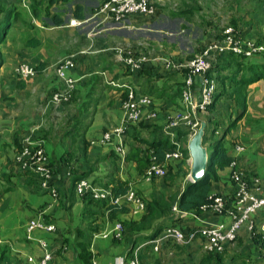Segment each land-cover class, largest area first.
Segmentation results:
<instances>
[{
  "label": "crops",
  "instance_id": "crops-1",
  "mask_svg": "<svg viewBox=\"0 0 264 264\" xmlns=\"http://www.w3.org/2000/svg\"><path fill=\"white\" fill-rule=\"evenodd\" d=\"M151 1L155 3L158 2L160 7L158 14L155 16L132 15L121 23H101V20L97 23H90L92 20H95L93 15L91 16L90 14H87L85 20H78L73 16L72 6L70 4L66 7L60 6V9H53L63 12L65 23L60 27L54 26L50 21L44 23L47 20L42 17L38 20H33L34 24L39 29L38 33L41 32L42 35H45V32H56L62 37L66 36V32L72 33L75 38L79 40V42H77V48L72 49L74 53L81 52L80 46H88V48H92L93 51L88 50L87 54L79 53L80 56L77 54L79 57L77 69L70 73L71 76L77 79V87L72 94L70 102L76 105L78 114L71 118L69 117L64 123V127L61 128L60 131H57L58 143L53 142L54 145L52 144V133L45 128L41 129V124L37 126L32 125L44 119L38 108L40 103H44V100L40 98V96L51 89L53 91H62L65 89V84L57 74L58 64L64 60L63 58H75L76 55L65 56V53L64 56L52 64V66L43 54H39L37 57L40 62L35 58L23 62L34 67L44 64L43 72L41 74L37 73V76L34 78L24 80V89H20L22 92H28L30 98L32 96L31 92L36 96V102L30 101V103L27 104L28 109L34 105L37 106L34 107L35 109H32L28 115L22 112L20 116H16L14 119L8 117L9 111L13 110L11 115L14 111L21 112L22 108L24 111L25 102L19 98L11 99L13 107L12 105L10 106L11 103H7V101L6 103L0 102V264H41L46 253L45 249L40 245L42 240L46 241L47 250L51 254V260L48 264H83V261L79 257L80 248L76 242L77 237L75 229L78 227L77 224L82 221V214H85L87 210L92 208H86V203L82 198L76 196H74L75 202L73 205L72 202L69 201L71 178L76 173L81 174L90 171L92 169V163L97 159H103L105 155L114 148L113 145L116 143L115 140H112L111 143H103L102 138L106 131L115 129L122 121L124 116L123 103L125 101V95L123 93L125 91L117 87L109 86V82H137L139 84H146L147 81L151 80L152 82L153 79L162 76L161 79H156L153 84L156 85V89L166 90L165 95L163 97L151 96L153 104L151 107L149 106L143 109V118L141 121H145L151 127H144L141 133L142 136L149 140L153 139L159 131L161 133L162 128L164 129V126L170 118L181 112L180 107L183 104L181 98L170 101L168 97L177 91L180 84L184 83L185 77L178 70H174V72L168 74V69L165 68V63L160 60V58L172 59L174 61L180 59L183 60L180 62H184L197 56L184 49L180 41L181 37L177 38L176 36L177 33H180L176 32L173 28L178 26L180 19L194 25L195 15L197 13H203L209 6H203V10L199 6L200 0ZM172 1L174 2L173 4ZM209 1L211 0H208V2ZM217 1L218 0H216V3ZM240 1L244 2V0H239V4ZM248 1H250V12L246 14V17H249L247 21L249 25H245L247 23L244 20L245 16L242 18V20L245 21L241 22V25H245H243L242 28H238V21L236 19H232L231 24L234 25V28L238 32L242 31L243 33L251 34L254 30L253 33L257 35L262 32L256 29L259 22L256 16L264 6V0H245V3L247 4ZM81 2H83V7L85 9L97 7L98 5L96 0H81ZM167 2H170L169 5ZM55 7L58 8L59 6ZM220 9L221 8H219V10ZM170 15H172V17ZM260 17L261 20H264V11ZM73 19L81 21L82 23L77 26H72L71 21ZM202 19L206 20H204L203 24L204 26L207 25L209 29L206 32L207 40L204 39V41L202 39V42H200V39L197 40L198 46L200 47V51H197H199L200 54L202 53L203 47L207 48L208 46L218 44L223 37L222 35L220 38L222 28L215 23V21H208L206 18ZM88 25H91L92 28L89 31L90 33H85L80 27L82 26L85 28ZM261 35L264 34L262 33ZM33 37L41 42L42 47L43 40L39 38L37 34H34ZM50 43L53 42L50 41ZM120 44L127 45L131 47L135 53L146 55L149 59L154 58V60H149L135 71L130 70L131 73L133 72V76H130L127 69L122 66L123 64H119L116 55L112 51L115 46ZM39 48L33 50H39ZM155 58H159V60ZM219 59L220 54L216 52L212 53L213 61H218ZM260 59L261 57L253 58L251 62L257 63ZM53 67L55 70H53ZM142 70L146 73L141 72V75L138 76L137 74ZM134 74H136L139 79ZM95 75L100 76L101 80H99L96 85H92L93 82H96V80L93 79ZM136 86L137 91L144 96H149L150 93L146 95L138 84ZM94 96L96 101L94 103L89 102ZM4 100L6 99L2 101ZM221 106L220 103L218 107ZM246 107V112L241 121H239L229 133L226 145L231 148V154L235 156L239 168L251 178L260 179L261 191H259V195L264 196V172H259L260 169L264 170V80H260L249 86ZM90 110L93 111L91 114H89ZM152 112L156 113V117L151 119L146 118L147 114ZM214 116L217 118L218 113H204L201 114V119L202 117L214 118ZM86 117L90 119V122H88V124H81L80 121ZM76 127L78 128L75 129ZM223 131L224 129L222 128V131H218L217 134L221 136ZM32 134L38 137H41V134L44 135V138H41L44 145H46V151L49 153L51 159L53 158L54 160L58 156L55 162L59 161V159L61 160L68 150H73L77 156L76 163L72 166L71 164L65 163L64 160L56 162L59 171L55 186L59 192V199H54L49 194L35 192L34 188L28 186L25 176L20 175L22 172L16 162V157L22 150L24 138ZM44 139H46V141ZM247 140L254 143V145H252L254 148L248 144ZM179 142L184 144L181 141ZM256 144H259V146L255 147ZM52 146L57 147H54L53 150L51 148ZM239 147L243 148V150L238 151L237 148ZM249 148L253 149L249 150ZM170 164L175 168L174 164L177 163H167V170ZM100 165L101 168L99 171L97 170L91 173V181L93 179H102L104 172L110 168V161H102ZM136 166V163L127 165L126 159H124L119 166V176L123 181L129 179V185L136 186L143 197L150 200L155 196L151 185L152 180H146L145 175L139 176L134 170ZM176 170L189 171L185 166H182L181 169L176 167L173 172H176ZM229 172L228 169L223 174L227 175ZM189 174L186 177L178 179L176 182V190L181 191V189H184L186 183L190 181V179H188ZM236 188V184L231 181H221L214 186L212 196L218 194L227 196L236 192ZM227 210L229 212L235 211V204L232 208L227 207ZM195 214L194 212H186L184 216L179 217L173 212L172 218H180L181 221L179 222V226L184 228H199L209 224L230 222L228 214L220 216L213 212H203L200 215L196 214L198 218H196ZM39 218L51 224L56 222V225L59 224L60 229L54 224L56 230L52 233L35 231L29 234L27 229L29 223ZM129 218H132L131 214L121 215L114 223L107 219L104 224H102L101 230L92 234L90 239V251L93 254L92 264L94 262L98 264H109L118 256L125 255V252L130 248V236L124 233V227L122 234L118 236V232L115 228L117 224H122L121 221L123 219ZM254 221L261 230V225L264 224V212L260 211L256 213ZM179 226L169 227L168 229L179 228ZM165 231L161 236L164 235ZM103 234H107L108 236L103 237ZM251 235L252 233L244 226L240 232V237L245 239V242L249 244L247 240H249ZM166 242L177 244L171 240ZM167 245L168 244H163L159 251H155L153 245H147L145 250L142 251L141 256H143V258H141V264L184 263V261L177 259H175L176 261H171L170 256L174 250H170L171 247ZM191 247H193L191 249L192 252L200 250L206 253L204 250H201V242L199 241L192 244ZM226 247L229 255H232L234 252L239 253L240 248L237 243L227 244ZM241 248L245 250L243 247ZM243 250H241V252ZM152 258L155 260L153 263L150 262ZM190 261L191 260H189V262Z\"/></svg>",
  "mask_w": 264,
  "mask_h": 264
},
{
  "label": "trees",
  "instance_id": "trees-1",
  "mask_svg": "<svg viewBox=\"0 0 264 264\" xmlns=\"http://www.w3.org/2000/svg\"><path fill=\"white\" fill-rule=\"evenodd\" d=\"M96 1L98 2L97 7H89L87 9L83 7V2H81V0H29L28 2L30 5L29 11L31 15L36 17L37 20L42 17L47 20L44 23H48V21H50L54 26L60 27L65 23L63 19V12L61 10L53 9H60L61 7H66L70 4L72 6L73 16L78 20H85L87 14H90L92 16L96 12L98 6L108 0ZM55 6L59 7L56 8ZM156 6L157 11L154 15L151 16H155L157 14L160 7L158 4ZM20 11L21 10L16 9V7L10 8L8 10L0 8V21L2 18L5 19L4 25L0 26V47L7 41L8 35H10L11 32V25L15 21H19L20 19H22V14H20ZM24 21L26 22L27 20ZM29 23L32 22L29 21ZM25 45L28 48L37 49L41 46V42L35 37H30L26 41ZM205 49L206 48H203L202 52ZM260 57V62H251L253 58ZM78 59L79 57L74 58L76 63V68L74 69V71L77 69ZM219 60H221L220 63L217 62L213 65L211 75L214 76V78L218 82H220V86L217 87L214 102L209 107V111L212 112V110L215 108L217 110L219 108V102L221 103L224 97H229L230 100H234L240 107L235 116H233L230 120H227V123H219L218 121H216L217 119L215 116L214 118L208 117L201 119V115L199 114L200 119L207 122V129L209 126L211 127L209 130L211 137H214L217 132L220 131V129H224L220 138L214 144L213 151L209 157L207 172L202 180L197 183H192L191 181H189L186 183L183 190H176V182L178 181V179L181 177H186L189 174V171L184 170H176V172H173L176 167L181 169L182 166L187 165L186 159L189 157V150L188 147L183 149V152L185 154V159L183 161L176 162L177 164H174L175 168H173V165L171 166L170 164L166 176L153 177L151 179V185L153 187V192L155 195L154 198L152 197L150 200L145 199L138 188L136 186H133L134 190L146 204L145 212L138 217H134L131 213L129 204L126 201H124L122 205H112L108 199L95 200L90 195L80 197L77 195L75 190V186L78 181H81L83 179L90 180L91 173L100 170V164L102 161H110L109 170L104 172L102 179H93V184L105 189H110L114 197H121L127 193L131 185H129V179L123 181L119 176V166L122 164V161L124 159H122L120 154L115 150V145L118 143L116 138L113 139V141H116V143H114L113 145L114 148H112V150L108 152V154H106L103 159H97L94 163H92V169L90 171L81 174H77L75 172L76 174L71 178L69 201L72 202L73 205L75 202L74 196H76L78 198H82V200L86 203V208H92L90 210H87L85 214H82V221L81 223L79 222V224H77L78 227L75 229L77 237L76 242L80 248L79 257L83 261V264H92L93 254L90 251V239L93 233L99 232L101 230L102 224H104L107 219L114 223L119 219L121 215L131 214L132 218L123 219L121 221L124 227V233L128 234L131 239L129 240L130 248L125 252V255L130 257L133 251L143 243L156 240L169 227L179 226V222L181 221L180 218H172V209L174 205H177L178 209L181 212H194L200 215L203 213L201 208L211 203L213 197V188L217 183L221 181H231L235 184L232 179L233 169L231 168V166L236 158L231 154V148L226 145L227 138L231 130L236 124H238L239 121H241L243 115L246 112L249 86L255 84L260 80H264V55L246 58L243 56L235 55L234 53H225L220 54ZM175 61L179 63L183 60L178 59ZM124 67L127 69V72H129L130 76H133V72L131 73L130 69L127 66ZM35 69L38 74H41L44 69V64L36 66ZM213 70H215L216 72H213ZM179 71L186 79V74L188 71L186 69H182ZM141 72L145 71L142 70L137 75L140 76ZM167 72L169 74L170 72H174V70H167ZM137 75L136 77L139 79ZM161 78L162 76L157 77L156 79L158 80ZM17 79L19 81L18 88L24 89V80H21L18 76ZM93 79L96 80V82H93L92 85H96L99 80H101L100 76L98 75H95ZM156 79H153L152 82L151 80H149L146 84H139L137 82H121L120 84H129L128 86H131L136 90L137 96H144L142 93L137 91L136 85L138 84V86L143 89L146 95L150 93V97L153 95L156 97H163L166 93V90L158 88L156 89V85L153 84ZM109 86L115 87L110 82ZM184 87L185 81L183 84H180L178 86L177 91L173 95H170L168 97L169 100L175 101L176 99L180 98L182 100ZM119 89L125 91L123 94L125 95L126 99V88ZM184 109L185 108L182 104L180 110L183 111ZM144 127L151 126L145 121H139L138 123L129 125L124 132V144L127 149L125 158L126 163L127 165H129L130 163H136L137 166L134 170L139 176H144L146 174V171L154 163H158L160 165L164 164L166 153L175 149V146L171 143L170 139L164 134L163 128L161 130V133L159 131V133H157L156 136L153 137V139L149 140L146 137L142 136L141 130ZM175 132L177 134V140L187 145L189 129L182 127L176 129ZM31 136L34 140H38L43 143V140L40 136H34V134H32ZM42 146L46 151V145H44L43 143ZM46 154L49 156L50 167H52L54 170V180L52 181L51 185L55 186V183L58 179L57 174L59 171L56 162H61V160H64L65 163L71 164L72 166L74 165V163H76L77 156L75 155L73 150H68L63 155L61 160L59 159V161L55 162L58 156L53 160V158L51 159L47 151ZM228 169L230 172L227 175H224L223 173ZM20 170L22 172L20 173V175L25 176L28 186L34 188L35 192L49 194L47 191H44L42 189L38 175L34 174L31 171H24L21 168ZM248 178L251 177L248 176ZM217 196H221L225 199L227 204L226 206L228 208H232V206L235 204V192L227 196L219 194ZM47 223L49 222L47 221ZM54 224L56 225V222H54ZM56 227L59 228V224H57ZM179 228L186 233H188V231L191 229L184 228L182 226H179ZM248 241L249 244H247L245 242V239H242L239 234L238 239L235 243H237L240 250L239 253L234 252L232 253V255H229L227 253V247L222 253H203L200 250L197 252H192V245L182 246L178 244H171L170 242H166L164 243V245L168 244L167 246L173 247L172 250H175L176 254L184 252L188 253L189 255H193L194 253L199 254V259H193V264H264V232H262L257 227L256 230H254V233H252L249 240H247V242ZM241 247H243L245 250H243ZM200 248L201 250H203L202 246ZM144 250L145 248L143 249V251ZM241 250L243 251L241 252ZM141 258H143V256H141ZM181 264L191 263L184 262Z\"/></svg>",
  "mask_w": 264,
  "mask_h": 264
},
{
  "label": "built area",
  "instance_id": "built-area-1",
  "mask_svg": "<svg viewBox=\"0 0 264 264\" xmlns=\"http://www.w3.org/2000/svg\"><path fill=\"white\" fill-rule=\"evenodd\" d=\"M157 3L151 0H108L98 6L93 18L104 22L121 23L132 15H154L157 11ZM81 21L73 19L72 26L81 24ZM225 54L234 53L238 56L252 58L258 55H264V43H256L250 40H242L238 37L237 32L233 28H227L222 40L218 44L208 46L200 55L195 58L178 63L172 59H160L164 61L165 68L168 70L186 69L188 72L185 79V87L182 93V103L184 110L168 120L164 126V133L169 137L175 146L173 151L167 152L164 164L154 163L146 171L145 179L151 180L153 177H164L167 175L166 164L169 162H181L185 159V154L181 148V143L176 138L175 130L178 128L189 129V140L195 135L200 127L201 119L199 114L207 111L213 104L217 83L212 71V53ZM121 63L127 66L131 71L141 68L149 60L146 58L136 59L133 56L124 57L119 52ZM159 60V59H158ZM76 68L73 57L66 58L60 62L57 68L59 78L65 84V90L53 95L51 102L55 106H60L72 99V94L76 89L77 80L72 78L70 73ZM16 75L21 80H28L37 76L34 66L22 63L16 70ZM118 88H126L127 97L123 103L124 116L119 126L103 135V143H111L114 138L118 143L115 150L120 154L122 159L126 157V147L124 144V132L129 125L138 123L143 118V109L152 105V99L148 96H137L136 90L128 85L118 82H110ZM156 117V113L147 114L146 118ZM42 142L34 140L30 135L25 138L21 152L16 157V162L24 171H31L39 176L41 187L47 191L54 199L59 197L56 186L51 185L54 180V170L50 167L49 156L46 154ZM238 151L243 148H237ZM188 165H192V158L186 159ZM231 168L232 179L236 184L235 192V208L233 212L227 210V204L223 197L214 195L210 204L201 208L203 212H213L216 215L228 214L229 223L209 224L199 228H191L188 233L180 228L167 229L163 236L156 240L145 242L137 247L131 256H118L109 264H141V255L143 249L151 244L155 251H159L160 247L168 240L174 241L179 245L187 246L196 242H201L202 249L207 253H222L227 244H234L244 226L254 233L257 225L254 221L256 213L264 212V196L259 195L261 191V181L259 178H248L238 165L237 160L232 163ZM78 196L83 197L90 195L95 200H109L112 205H122L124 201L129 204L131 213L134 217H138L145 212L146 204L143 199L134 190L133 186L129 188L127 193L121 197H114L110 189H105L93 184L89 179L78 181L75 186ZM173 212L179 217L184 216L186 212H181L177 205L173 207ZM196 218H198L196 215ZM29 234L39 232H54L56 227L54 224L47 223L42 218L31 221L28 225ZM118 236L123 232L122 224L116 225ZM261 231L264 232V224L261 225ZM103 234V237H107ZM42 248L45 249V256L41 264H48L51 260V254L47 250L46 241L40 242ZM93 264H98L94 262Z\"/></svg>",
  "mask_w": 264,
  "mask_h": 264
},
{
  "label": "rangeland",
  "instance_id": "rangeland-1",
  "mask_svg": "<svg viewBox=\"0 0 264 264\" xmlns=\"http://www.w3.org/2000/svg\"><path fill=\"white\" fill-rule=\"evenodd\" d=\"M28 1L29 0H0V8H2L4 10H8L10 8L16 7V9L21 10L20 14H22V19H20L19 21H15L11 25L10 35H8L7 41L0 47V62H1V66H0V102L6 103V101H7V103H11V99H15V98H19V99L23 100V102H25L24 111L22 108L21 112H18V111L15 112L14 111L12 115H11V112L13 110L8 112V117L12 118V119L16 118V116L17 117L20 116L22 114V112L25 115H28L32 109H35L34 107H37L36 105H34L33 107L28 109L27 104L30 103V101L36 102V96L33 92H31L32 96L30 98V96L28 95V92H26V91L22 92V90H20L18 88L19 81L17 79L16 70L19 67V65H21L23 62H25V60L30 61L32 58H35L38 62H40L37 59V57L39 54H41V55L43 54V56L47 58V60L49 61V63L52 66V64H54L56 61H58L60 58H62L65 53H66L65 56L66 55L67 56L76 55L75 58H77L78 55L80 56L79 53L87 54L88 50H92V48H88V46H80L79 45L81 52L74 53L72 51V49L77 48V46H78L77 42H79V40H77L75 38V36L70 32H66V36H62V37L60 36L59 33H56V32L55 33L45 32V35H42L41 32L38 33L39 29L36 27V25L32 21V20L36 19V17L31 15V13L29 11L30 5H29ZM170 2H167V4L169 5ZM173 3L174 2L172 1V4ZM206 5L209 7H208V9L204 10L202 7L206 6ZM199 6L204 10V12L203 13H197L195 15L196 17H195V21H194L195 24L194 25L180 19L178 26L173 28L176 32L180 33V34L177 33L176 36H177V38L181 37L180 41L182 42L184 49L187 52H190L191 54H195L197 56L200 55V52H199L200 47L198 46L197 40L200 39V42H202V39L207 40L206 32L209 29L207 25L204 26L203 23H204L205 19H202V18H206L208 21H212V22L215 21V23H217L222 28L220 38L222 37L224 31L227 28L235 29L234 25L231 24L232 19H236L238 21V28H242L244 24L241 25V22L242 21L247 22L248 18H249V17H246V14L248 12H250V1H248L247 4L245 3V0H244V2L240 1V4H239V0H218L217 3H216V0H211L209 2H208V0H203V1L200 0ZM219 8H221L220 9L221 11L219 10ZM261 11L263 13L264 6L261 8L260 13H258L256 16L257 21H259L258 25L256 26V29L259 32H262L264 34V20H261V17H260V15L262 14ZM157 14H158V12H157ZM170 16L172 17V15H170ZM229 16H231V17H229ZM244 16H245V18H244L245 21L242 20V18ZM248 16H250V15H248ZM4 20L5 19H3V18L1 19L0 26L4 25ZM24 20H27V21L25 22ZM29 21H31L32 23H29ZM98 21H99V19H95V20H92L90 23H92V22L97 23ZM245 25H249V23L247 22ZM80 28H82L85 33H90L89 31L91 30L92 26L88 25L85 28L81 26ZM236 32H237L238 37L242 40H250V41H253L256 43H264V35H261L262 33H258L256 35L253 33L254 30H253V32H251V34H246V33H243L242 31L238 32L237 30H236ZM34 34H37L38 37L43 40V42H42L43 45H42V47L40 46L41 48H39V50H33L31 48L26 47V45H25L26 41L30 37H33ZM244 34H246V35H244ZM55 39H56V41H55ZM50 41H52L53 43H50ZM197 50H199V51H197ZM112 51L116 55L118 62L121 65L123 63H121V61L119 59V52L120 51H121V53H123L124 57L131 55L136 59L146 58L148 60H154V58L149 59L146 55L135 53L133 51V49L127 45H121V44L117 45L112 49ZM63 59H66V58H63ZM155 59L157 60L159 58H155ZM160 59H163V58H160ZM217 62L220 63L221 60H218V61L212 60V66L214 64H216ZM122 66L124 67L125 65L123 64ZM53 70H55L54 67H53ZM213 72H216V71L213 70ZM72 78H74V77L72 76ZM74 79L77 80L76 78H74ZM216 83H217V87L220 86V82H218L216 80ZM76 87H77V85H76ZM64 90H62V91L54 90L53 91L51 89L50 91H47V92L43 93L42 96H40V98H42L44 100V103L43 104L40 103V106H38V108H39V112H40L42 118H44V119L43 120L41 119L32 125V126H37L38 124H41L42 125L41 129L45 128V129L49 130V132L52 133V144L53 145H54V143L59 142L57 131H60V129L64 127V125H65L64 123L66 122V120H68L69 117L71 118L72 116H75L78 114V112H77L78 108L76 109V105L73 102H70V101H69L70 103L66 102L68 104L64 103V105H61L59 107H56L55 105L52 104L51 99H52L53 95L56 93L63 92ZM3 99H6V100L2 101ZM95 101H96L95 96L93 99L89 100V102H93V103ZM11 105H12V103L10 104V106ZM219 105H220V102H219ZM221 105L222 106L219 107L217 110H216V108L212 110V112L215 111L216 113H218L216 121H218L219 123L226 122V120H230L239 111V107H240L237 104V102H235L234 100H230L229 97H224L223 103L221 102ZM12 107H13V105H12ZM209 110L210 109L208 108L207 111L204 113H210ZM75 111H76V113H75ZM89 112H90L89 114H91V112H93V111L90 110ZM204 113H202V114H204ZM99 119H100V117H99ZM202 119H204V117H202ZM71 120H73V119H71ZM88 122H90V119H88V117H86L80 121L81 124L82 123L88 124ZM77 128L78 127H76L75 129H77ZM210 128L211 127L209 126L208 129H206V135L204 138V145L206 146L209 155L213 151V147H214L215 142L220 138L219 134H216L214 137H211V134L209 131ZM220 131H222V129ZM41 137L44 138V135L41 134ZM24 140H25V138H24ZM44 140L46 141V139H44ZM247 142L251 146L254 145V143L252 141L247 140ZM258 146H259V144L255 145V147H258ZM54 147H57V146H52L51 148L54 150ZM187 147H188V144L186 145V144L181 143L182 149H185ZM252 147L254 148V146H252ZM253 148H249V150H252ZM185 167H187L189 171L191 170L190 165L187 164V165H185ZM259 172L262 173V172H264V170L260 169ZM172 248L173 247H171L170 250H172ZM173 253L170 256L171 261H174L175 259H177L180 261L189 262V260L191 259L190 262H191V264H193L194 263L193 259H199V254H195V253L193 255H189L188 253H185V252L180 253V254H178V253L176 254L175 250ZM154 261L155 260L153 258L150 259V262L153 263Z\"/></svg>",
  "mask_w": 264,
  "mask_h": 264
},
{
  "label": "water",
  "instance_id": "water-1",
  "mask_svg": "<svg viewBox=\"0 0 264 264\" xmlns=\"http://www.w3.org/2000/svg\"><path fill=\"white\" fill-rule=\"evenodd\" d=\"M207 126V122L201 120L200 127L188 142V150L192 158L189 179L192 183H197L202 180L207 172V166L210 157L208 150L204 145Z\"/></svg>",
  "mask_w": 264,
  "mask_h": 264
}]
</instances>
